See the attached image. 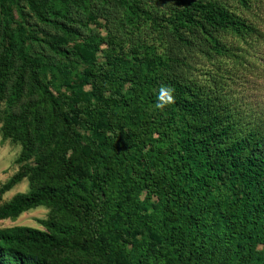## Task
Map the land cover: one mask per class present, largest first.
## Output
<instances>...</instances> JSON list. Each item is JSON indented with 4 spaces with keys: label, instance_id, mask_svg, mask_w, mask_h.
<instances>
[{
    "label": "trees",
    "instance_id": "1",
    "mask_svg": "<svg viewBox=\"0 0 264 264\" xmlns=\"http://www.w3.org/2000/svg\"><path fill=\"white\" fill-rule=\"evenodd\" d=\"M0 44L4 136L35 154L0 219L52 208L0 228V264H264V0H0Z\"/></svg>",
    "mask_w": 264,
    "mask_h": 264
},
{
    "label": "rangeland",
    "instance_id": "2",
    "mask_svg": "<svg viewBox=\"0 0 264 264\" xmlns=\"http://www.w3.org/2000/svg\"><path fill=\"white\" fill-rule=\"evenodd\" d=\"M144 2L147 5L153 6L156 0H144ZM15 11L17 14V18L20 17V11L17 7H15ZM126 11H130V9H126ZM91 30L96 31L102 37L106 36V34L108 33L105 27L98 26L95 24H90L84 29L85 32L92 33ZM127 37L128 35L125 38L127 39ZM128 43L129 42L125 40L124 45H127ZM178 44L180 45V43ZM101 48H105V45L102 44ZM183 50L185 54L190 57L191 61H196L194 63H198V64L200 63L201 56L199 55L200 51H199V47L197 46V43L188 45L187 48ZM99 54L101 55V52ZM50 60L53 61V58L51 57ZM62 61L63 63L60 62L58 63L60 68H62V71L56 70L50 72L49 78L55 81L57 86H61L63 90L69 91L68 89L69 81L72 78L75 79L77 72L81 70L82 66L75 63L72 66L71 62L65 58H62ZM259 62L262 64V66H264V58L263 61L260 60ZM261 68L262 67L260 66L259 74H257L256 78H254L253 80L252 87H253V92L255 93H252V91H248V92L255 94L253 99L256 98L259 102H264V70H262ZM244 84H245L244 86L251 85L252 80L251 82ZM125 86L128 87V84H126ZM244 86L240 85L239 89ZM52 89L55 92H57L56 88L52 87ZM6 98H9V96H6ZM16 103L17 101L14 100L12 105H15ZM8 104L10 105V103ZM8 104L4 100L0 112V188L5 183H7L16 173H18L23 165L33 162L35 158V154H32L30 157L21 158V152L23 148L21 141L18 139L4 136L3 126H4L5 118L7 116V112L9 110ZM32 187L33 185L30 176L28 175L23 177L12 188L7 190L2 195L0 199V207L5 203H7L8 201H10L15 195L19 193L29 192ZM51 210H52L51 206L39 205L37 207L31 208L23 212L18 216L1 218L0 228H8L17 225L44 228L40 220L48 218L52 212ZM53 217L62 219L64 217V214H55ZM71 256L75 261L79 262L80 264H91L93 261L92 256H84L76 252L72 253Z\"/></svg>",
    "mask_w": 264,
    "mask_h": 264
},
{
    "label": "clouds",
    "instance_id": "3",
    "mask_svg": "<svg viewBox=\"0 0 264 264\" xmlns=\"http://www.w3.org/2000/svg\"><path fill=\"white\" fill-rule=\"evenodd\" d=\"M174 90L168 86H161L156 93V107L163 108L174 102Z\"/></svg>",
    "mask_w": 264,
    "mask_h": 264
}]
</instances>
